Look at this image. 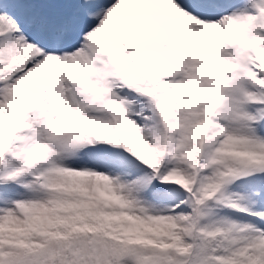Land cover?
<instances>
[{
    "label": "snow or ice",
    "instance_id": "obj_1",
    "mask_svg": "<svg viewBox=\"0 0 264 264\" xmlns=\"http://www.w3.org/2000/svg\"><path fill=\"white\" fill-rule=\"evenodd\" d=\"M0 264H264V0H0Z\"/></svg>",
    "mask_w": 264,
    "mask_h": 264
}]
</instances>
